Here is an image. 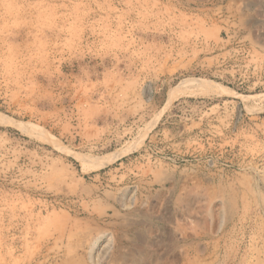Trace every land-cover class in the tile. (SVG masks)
I'll use <instances>...</instances> for the list:
<instances>
[{"label":"rangeland","instance_id":"374dc122","mask_svg":"<svg viewBox=\"0 0 264 264\" xmlns=\"http://www.w3.org/2000/svg\"><path fill=\"white\" fill-rule=\"evenodd\" d=\"M0 264H264V0H0Z\"/></svg>","mask_w":264,"mask_h":264},{"label":"bare ground","instance_id":"6f19581e","mask_svg":"<svg viewBox=\"0 0 264 264\" xmlns=\"http://www.w3.org/2000/svg\"><path fill=\"white\" fill-rule=\"evenodd\" d=\"M129 202H130V201H129ZM129 202H128V203H129ZM125 203H126V202H125ZM126 204H127V203H126Z\"/></svg>","mask_w":264,"mask_h":264}]
</instances>
